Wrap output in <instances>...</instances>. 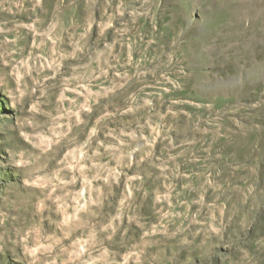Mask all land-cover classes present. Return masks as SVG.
Segmentation results:
<instances>
[{
    "label": "rangeland",
    "instance_id": "obj_1",
    "mask_svg": "<svg viewBox=\"0 0 264 264\" xmlns=\"http://www.w3.org/2000/svg\"><path fill=\"white\" fill-rule=\"evenodd\" d=\"M0 264H264V0H0Z\"/></svg>",
    "mask_w": 264,
    "mask_h": 264
}]
</instances>
